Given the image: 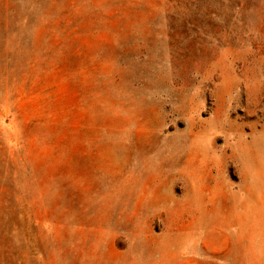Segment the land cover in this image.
Returning a JSON list of instances; mask_svg holds the SVG:
<instances>
[{"label": "rangeland", "instance_id": "rangeland-1", "mask_svg": "<svg viewBox=\"0 0 264 264\" xmlns=\"http://www.w3.org/2000/svg\"><path fill=\"white\" fill-rule=\"evenodd\" d=\"M0 264H264V0H0Z\"/></svg>", "mask_w": 264, "mask_h": 264}]
</instances>
